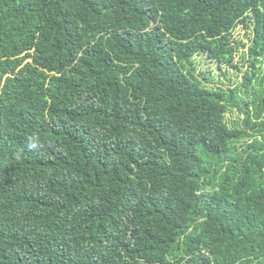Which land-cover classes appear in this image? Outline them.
<instances>
[{
	"label": "trees",
	"instance_id": "trees-1",
	"mask_svg": "<svg viewBox=\"0 0 264 264\" xmlns=\"http://www.w3.org/2000/svg\"><path fill=\"white\" fill-rule=\"evenodd\" d=\"M0 264H264V0H0Z\"/></svg>",
	"mask_w": 264,
	"mask_h": 264
},
{
	"label": "rangeland",
	"instance_id": "rangeland-1",
	"mask_svg": "<svg viewBox=\"0 0 264 264\" xmlns=\"http://www.w3.org/2000/svg\"><path fill=\"white\" fill-rule=\"evenodd\" d=\"M232 39L235 45L242 48V51L236 54V59L234 62V64L238 66V69L227 68V67H223L222 69H220L216 63L212 62L206 56L199 57L201 63H198L197 74L200 73L205 74L206 77L208 78L207 84L211 88H217V87L231 88V86L236 85V84H232V82L241 84L245 72L249 70L250 64L245 63V60L243 59V53L249 51V48L254 40L253 35L249 34L243 25H240L233 33ZM237 114L238 112H235L234 115L229 113L227 115V118L231 121H235L238 119ZM243 118L244 116L241 115V119ZM242 146L243 143L239 145L241 150H242Z\"/></svg>",
	"mask_w": 264,
	"mask_h": 264
},
{
	"label": "clouds",
	"instance_id": "clouds-1",
	"mask_svg": "<svg viewBox=\"0 0 264 264\" xmlns=\"http://www.w3.org/2000/svg\"><path fill=\"white\" fill-rule=\"evenodd\" d=\"M35 145H30V147H34Z\"/></svg>",
	"mask_w": 264,
	"mask_h": 264
}]
</instances>
